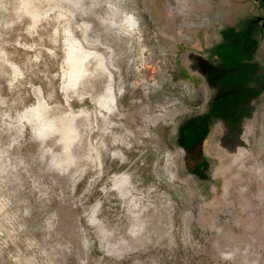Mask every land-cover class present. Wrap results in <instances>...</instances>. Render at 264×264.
<instances>
[{
	"label": "clouds",
	"instance_id": "1",
	"mask_svg": "<svg viewBox=\"0 0 264 264\" xmlns=\"http://www.w3.org/2000/svg\"><path fill=\"white\" fill-rule=\"evenodd\" d=\"M151 55L132 0H0V199L5 209L24 205L22 212L19 207L5 212V222L32 215L33 206L21 193H36L37 202L47 203L53 195L64 198L63 190L53 191L60 181L71 193L89 177L77 197L83 198V226L75 253L70 239L45 248L25 236L23 249L15 246L20 237L14 233L25 227L19 223L0 232L8 236L0 243V264H67L73 254L76 264H88L85 229L119 259L154 234V214L172 210L164 193L153 198L155 185L138 189L136 161L127 154L139 152L137 167H148L142 157L150 147L156 181L173 186L179 180L175 152L152 142L150 126L159 114L150 115L147 98L159 85L141 74ZM113 163L127 167L108 175ZM97 183L105 197L114 193L123 202L125 211L115 223L103 215L102 198L83 204ZM56 227L57 213L44 215L43 230L52 234ZM221 256L228 259L232 252Z\"/></svg>",
	"mask_w": 264,
	"mask_h": 264
},
{
	"label": "rangeland",
	"instance_id": "2",
	"mask_svg": "<svg viewBox=\"0 0 264 264\" xmlns=\"http://www.w3.org/2000/svg\"><path fill=\"white\" fill-rule=\"evenodd\" d=\"M132 6L142 21L145 46L152 52L141 74L144 80L159 85L147 98L152 106L150 115L159 114L156 125L150 126L155 134L152 142L175 152L179 180L173 186L156 181L150 166L155 155L150 147L142 157L148 167H137L139 152L129 151V160L136 161L132 167L141 179L138 189L155 185L153 198L164 193L174 207L167 215L154 214V234L147 241L135 242L119 259L107 254L96 234L85 229L84 237L90 241L85 257L88 264H264V90L244 102L238 99L241 106L231 101L228 103L233 105L221 103V108L212 100V86L201 72H194L188 58L191 49L205 54L221 41L223 30L233 21L229 10L242 14L250 8L257 11L260 5L254 0H132ZM135 94H141L139 87ZM127 102L125 97V106ZM125 167L118 169L113 163L108 175ZM88 179L77 182L71 193L66 182L60 181L53 191L63 190L64 198L53 195L47 203L37 202L36 193H21L33 212L11 225L4 220L5 212L10 215L16 207L22 212L24 205L5 209L0 199V232L23 223L24 229L14 233L20 237L15 246L23 249L25 236L45 248L70 239L75 253L80 248L78 226H83V198L77 197ZM99 189L97 183L83 204L102 198L103 215L115 223L125 211L123 202L114 193L105 197ZM52 211L57 213V227L48 234L42 220ZM6 238L4 232L0 243ZM13 247L8 244L10 250ZM225 251L232 256L222 257ZM67 264H76L75 254L67 257Z\"/></svg>",
	"mask_w": 264,
	"mask_h": 264
},
{
	"label": "crops",
	"instance_id": "3",
	"mask_svg": "<svg viewBox=\"0 0 264 264\" xmlns=\"http://www.w3.org/2000/svg\"><path fill=\"white\" fill-rule=\"evenodd\" d=\"M254 2L260 5V9L257 11H252L250 8L242 14H236L229 10V17H233V21L223 30L224 36L221 41L210 47L205 54L194 52L191 49L188 56L190 66L194 72H201L204 81L206 80L205 74L198 68L203 61L214 65L220 61H223L221 62L223 64L225 61V65L234 66V68L239 67L232 72L234 81L238 82L242 76L246 88L249 85L253 88L257 86L254 92L252 91L250 94L249 91L246 92L248 93L246 96L250 98L256 92H263L264 90V0H254ZM245 87L242 89L246 91ZM235 91L234 88L233 92ZM238 99L244 100V96L227 94L217 98V101H219L221 108L223 106L220 101L224 104L233 105L228 103L232 101L241 106L243 100L240 102Z\"/></svg>",
	"mask_w": 264,
	"mask_h": 264
},
{
	"label": "flooded vegetation",
	"instance_id": "4",
	"mask_svg": "<svg viewBox=\"0 0 264 264\" xmlns=\"http://www.w3.org/2000/svg\"><path fill=\"white\" fill-rule=\"evenodd\" d=\"M220 61L217 65H214L212 63L207 62H201L200 66L198 67L204 74H205V81L212 86V90H214V95L212 100L217 101V98L223 97L227 94L230 95H243L244 100L250 99V97L246 96L248 93L247 91L254 92L257 86L253 88L251 85L249 87H245L246 83L243 81L244 78L241 76V80L238 79V82L234 81V75L232 72L239 68H234V66H228L225 65V61L222 64ZM231 67V68H230ZM243 67V66H240ZM241 86V88H239ZM245 87L247 90H243L242 88ZM236 89L235 92H233V89ZM243 91V92H242ZM239 93V94H238ZM245 93V94H244ZM219 103V101H217ZM220 103H223L220 101Z\"/></svg>",
	"mask_w": 264,
	"mask_h": 264
}]
</instances>
